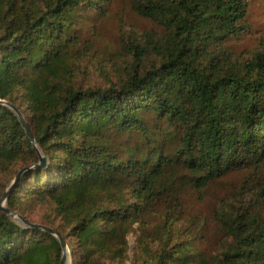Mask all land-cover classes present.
Masks as SVG:
<instances>
[{"label": "trees", "instance_id": "trees-1", "mask_svg": "<svg viewBox=\"0 0 264 264\" xmlns=\"http://www.w3.org/2000/svg\"><path fill=\"white\" fill-rule=\"evenodd\" d=\"M110 1L0 0V100L38 148L0 104V174L13 176L0 198L13 185L6 208L59 233L71 264H105L158 202L177 198V171L198 191L248 171L236 203L215 212L228 242L214 263L264 264V50L234 57L225 46L248 30L249 0H133L163 31L131 34L113 79L90 84L72 31L78 11ZM167 245L138 264H206ZM62 255L55 235L0 210V264Z\"/></svg>", "mask_w": 264, "mask_h": 264}, {"label": "rangeland", "instance_id": "rangeland-1", "mask_svg": "<svg viewBox=\"0 0 264 264\" xmlns=\"http://www.w3.org/2000/svg\"><path fill=\"white\" fill-rule=\"evenodd\" d=\"M249 4L248 30L225 43L234 57H248L264 50V0H249ZM132 6L133 0H111L102 11H78L72 33L85 44L81 47L85 82L104 85L107 78L113 79L114 65L121 66L130 57L124 41L131 34L163 31L155 23L139 17ZM153 122L149 119V123ZM248 176V171L232 173L198 191L189 183L187 174L177 171L175 179L170 181L177 198L171 203L165 199L158 202L145 224L137 223L130 228L124 238L126 253L110 255L105 264H138V258L159 253L164 244L170 250L175 243L204 256L206 264H215L228 242L215 212L222 202L236 203L242 187L250 183ZM11 183L13 176L0 174V190ZM173 211L176 213L172 215ZM45 213L46 209H37L32 218L38 220ZM120 247L123 245L118 242L115 250ZM68 264H71L69 254Z\"/></svg>", "mask_w": 264, "mask_h": 264}, {"label": "water", "instance_id": "water-1", "mask_svg": "<svg viewBox=\"0 0 264 264\" xmlns=\"http://www.w3.org/2000/svg\"><path fill=\"white\" fill-rule=\"evenodd\" d=\"M0 104H3V105H6V106L10 107V108H11V109H12V110H13V111L19 116V118H20V120H21V122H22V124H23V126H24V128H25V130H26V132H27V135H28V137H29L31 143H32V144L34 145V147L38 150L37 145H36V143H35V137H34L32 131H31V129L29 128L28 124L25 122V120H24V118H23L21 112H20L16 107H14L13 105H11V104L8 103V102L1 101V100H0ZM38 154H39V156H40V163L37 164V165L35 166V168L43 167V166L45 165V161H46L45 158L42 157L40 151H38ZM24 171H25V169L22 170V171L18 174V176L16 177L15 181H17V180L19 179V177L22 175V173H23ZM12 188H13V185H12L8 190H6V192L4 193L2 199L0 200V210L4 211L8 216H10V217H12V218H18V219L21 220L23 223L28 224V225L31 226L32 228H36V229H38V230L46 231V232H49V233L55 235V236L58 238V240L60 241V243H61V247H62V250H63V255H62V259H61V263H60V264H68V254H69V250H68V247H67L66 242L64 241V239L62 238V236H61L59 233H57V232H56L55 230H53V229H49V228L43 227V226L38 225V224H29L27 221H25V220H24L21 216H19L17 213L10 212V211L6 208V206H4V203H6L7 197L9 196L10 191H11Z\"/></svg>", "mask_w": 264, "mask_h": 264}]
</instances>
